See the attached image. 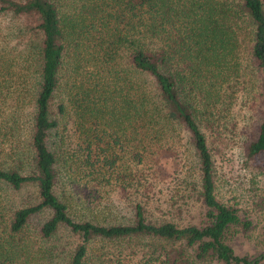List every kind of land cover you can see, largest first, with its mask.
<instances>
[{
  "label": "trees",
  "instance_id": "obj_1",
  "mask_svg": "<svg viewBox=\"0 0 264 264\" xmlns=\"http://www.w3.org/2000/svg\"><path fill=\"white\" fill-rule=\"evenodd\" d=\"M0 17V264L255 258L231 246L253 224L217 197L208 136L237 95L262 107L243 151L264 172V0H0ZM156 180L191 220L150 218ZM111 182L132 187L123 221L97 207Z\"/></svg>",
  "mask_w": 264,
  "mask_h": 264
},
{
  "label": "rangeland",
  "instance_id": "obj_2",
  "mask_svg": "<svg viewBox=\"0 0 264 264\" xmlns=\"http://www.w3.org/2000/svg\"><path fill=\"white\" fill-rule=\"evenodd\" d=\"M19 22V20H18ZM17 23V22H16ZM12 20L6 17H0V28L9 27ZM5 78H12L13 76H4ZM9 83L6 90H11L13 82ZM1 95H4V88L1 89ZM6 95V94H5ZM242 96V95H241ZM241 96L237 95V100L224 112V117L218 128H215V135L208 136V146L210 148L211 157L213 159L214 178H215V192L217 197L224 203L233 204L240 213L248 216L253 224L252 229L244 236L236 234L231 238V246L239 255L248 253L257 257L258 253L263 251L264 244V172L258 165L261 162H252L247 160L243 151L244 140L255 131L256 124L260 118L259 107L254 112L246 109V105L240 102ZM11 94L0 98V149L5 152L9 147L6 142L10 135L6 137L3 135V125H6L11 120V110L13 102L10 98ZM60 102V96L56 95L53 102H51V110H54L55 105ZM248 102V101H244ZM20 104V103H19ZM21 105V104H20ZM22 107V105H21ZM22 109V108H21ZM250 113L253 114L250 116ZM22 117V116H19ZM20 121V118L18 119ZM22 121V120H21ZM69 126V125H68ZM16 136V135H15ZM22 138V135L19 136ZM19 138V139H20ZM183 147L179 146L178 150L182 152ZM185 156V154H183ZM189 158H186L188 160ZM185 160V161H186ZM120 163V162H118ZM126 171H133V162L127 160ZM123 168V167H120ZM173 182L154 181L153 193L149 196L147 209L150 213L151 219H174L177 222H186L191 220L194 216L195 209L189 207L181 210L176 209V205L170 206L169 196L173 192ZM135 183L133 184V186ZM113 182L105 185L100 192V199L98 201V208L109 209L113 213V219L123 221L128 214V207L125 209V203L134 199L132 197V187H128L126 191H122ZM32 190V189H31ZM27 192H25L26 194ZM24 194V192H23ZM24 194V195H25ZM27 197V194L25 195ZM95 204V205H97ZM96 215L106 213H96ZM66 241L65 235L62 234L53 242L64 244ZM70 241V240H67Z\"/></svg>",
  "mask_w": 264,
  "mask_h": 264
},
{
  "label": "water",
  "instance_id": "obj_3",
  "mask_svg": "<svg viewBox=\"0 0 264 264\" xmlns=\"http://www.w3.org/2000/svg\"><path fill=\"white\" fill-rule=\"evenodd\" d=\"M262 257H264V252H262L260 255H258L257 257H255L254 259H252L248 264H254L256 260L261 259Z\"/></svg>",
  "mask_w": 264,
  "mask_h": 264
}]
</instances>
